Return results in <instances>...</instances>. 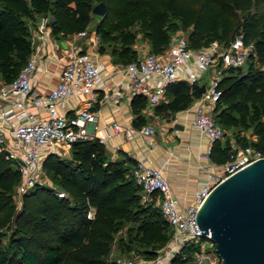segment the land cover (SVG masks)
Masks as SVG:
<instances>
[{
  "label": "trees",
  "instance_id": "trees-1",
  "mask_svg": "<svg viewBox=\"0 0 264 264\" xmlns=\"http://www.w3.org/2000/svg\"><path fill=\"white\" fill-rule=\"evenodd\" d=\"M93 0H0V81L12 80L31 52L30 18L50 12L52 33L72 34L92 21ZM106 12L95 28L106 36V25L117 30L120 41L111 53L126 63L137 58L132 46L141 36L152 52L164 50L171 30L187 29L189 45L201 47L211 40L227 41L238 32L253 42L246 69L223 68L221 94L213 113L224 129L209 157L228 161L233 153L226 128L250 129L254 137L236 134V142L264 149V0H104ZM104 51L103 46L99 47ZM255 59L261 65H255ZM172 98L154 106L168 115L185 108L201 93L200 84L176 79L166 88ZM147 102L143 94L132 96L133 124L145 121L141 114ZM124 159L109 158L96 138L72 142L71 156L49 152L43 157L44 171L67 193L58 196L47 184H36L22 194L16 206L15 187L19 171L13 160L0 152V264H108L116 233L127 250L134 244L150 258L172 237V227L159 207L140 198V185ZM93 208V215H87ZM124 229V230H123ZM9 230V246L3 236ZM200 241L185 242L171 257L172 264H201L192 260Z\"/></svg>",
  "mask_w": 264,
  "mask_h": 264
},
{
  "label": "built area",
  "instance_id": "built-area-1",
  "mask_svg": "<svg viewBox=\"0 0 264 264\" xmlns=\"http://www.w3.org/2000/svg\"><path fill=\"white\" fill-rule=\"evenodd\" d=\"M49 17H42L32 28L30 40L32 49L25 64L17 75L8 82L0 83V99L12 104V109L2 110L0 121V152L7 159L13 160L19 171V181L15 187L16 206L21 204L22 194L34 185L42 183L56 189L58 196H65L64 189H58L50 176L44 171L42 160L46 153L63 154L72 142L77 139L96 138L107 144L108 138L120 131L117 120L109 123V128L96 123V112L92 109L91 97L94 89L102 83L100 66L91 49L76 46L63 61L57 83L47 91L39 92L33 87L32 75L44 54L54 53V44L50 41L52 33L48 25ZM84 36L87 43L93 46L95 37L87 34V29L73 33ZM97 37V36H96ZM50 47L47 48V44ZM253 42H245L243 34L238 32L227 41L211 40L207 45L192 47L188 34L174 36L169 45L162 51H145L137 58L124 63V73L128 79L131 95L143 94L146 106L153 107L159 103L167 85L179 78V68L187 62L192 67L185 72L184 79L189 84L198 83L200 72L209 71L205 89L195 97L193 121L209 139L207 152L212 143L225 134L224 127L217 122L213 106L221 94L219 79L223 68L242 65L253 50ZM49 55V56H50ZM150 74L159 75L157 83L147 81ZM201 85V84H200ZM87 96L81 99L84 107L72 112L63 110V106L72 96ZM4 106V104H3ZM35 110L44 111L36 114ZM93 122V133L87 124ZM144 134L153 135L154 128L145 125L140 129ZM151 139V138H150ZM231 158L222 166L219 174L209 172V182L196 193L195 198L186 207L179 204L162 166L136 160L131 167L137 183L140 185L141 200L160 208L165 219L172 227V240L163 253L146 261L135 258H117L113 264H160L165 261L172 264L171 257L180 250L185 242L200 241L194 252V261L201 264H221V256L211 238V232H201L196 221V212L213 185L225 175L245 164L264 156V149L251 145L236 146ZM93 208L87 215H93ZM200 232V233H194ZM205 239L210 240L206 246Z\"/></svg>",
  "mask_w": 264,
  "mask_h": 264
},
{
  "label": "crops",
  "instance_id": "crops-1",
  "mask_svg": "<svg viewBox=\"0 0 264 264\" xmlns=\"http://www.w3.org/2000/svg\"><path fill=\"white\" fill-rule=\"evenodd\" d=\"M38 21L39 17L36 20L33 18V22L30 23V32ZM75 37L77 35L75 36L73 33L67 35L51 33L49 39L55 46V55L52 56L48 53L42 56L32 75L34 89L44 92L54 86L59 79L63 61L68 54L78 45L84 49L83 44L76 41ZM49 47L48 42L47 48ZM134 48L137 55H141L150 50V44L147 40L137 39L134 42ZM94 53L103 77L102 83L94 89L91 96L93 98L92 109L96 112V123L108 128L109 123L113 120H117L120 124V131L114 132L108 138L107 144L104 145L109 158H133L131 161H126L130 167L136 160L162 166L179 204L186 207L193 201L198 190L210 181L209 172L219 174L225 163H216L209 157L207 152L209 139L193 121L195 98L185 108L170 112L168 115L156 112L154 106L150 108L145 104L140 111L145 117V121L135 125L132 122L135 116L131 107L133 95L128 89V79L123 68L124 63L116 60L108 50ZM191 67V62L180 66L178 79H184L186 70ZM208 78L209 71H202L198 82L200 84L207 83ZM159 79V75L150 74L147 81L155 84ZM3 82L0 81V83ZM81 97L87 96L70 97L62 107L63 110L72 112L83 108L85 104ZM171 98L172 94L165 91L158 104ZM12 107V104H6L0 99V121L2 120V110H9ZM35 111L37 115L44 113L41 110ZM147 124L153 126V135L144 134L140 130ZM87 128L90 133H93V122H88ZM171 240L172 237L167 243L168 245ZM160 264L167 263L163 261Z\"/></svg>",
  "mask_w": 264,
  "mask_h": 264
},
{
  "label": "water",
  "instance_id": "water-1",
  "mask_svg": "<svg viewBox=\"0 0 264 264\" xmlns=\"http://www.w3.org/2000/svg\"><path fill=\"white\" fill-rule=\"evenodd\" d=\"M93 11L103 15L105 3L95 4ZM196 221L201 232H211L221 264H264V156L216 182Z\"/></svg>",
  "mask_w": 264,
  "mask_h": 264
},
{
  "label": "rangeland",
  "instance_id": "rangeland-1",
  "mask_svg": "<svg viewBox=\"0 0 264 264\" xmlns=\"http://www.w3.org/2000/svg\"><path fill=\"white\" fill-rule=\"evenodd\" d=\"M100 1H103L105 3L104 0H93L92 1V9H91V12H92V21H91V25H89L86 28L87 29V34L88 35L91 34V35H93L95 37V43H94V45L93 46H90L87 43V41H86V39H85L84 36L81 37V35H77V37H75V40L76 41H78L79 43H82L83 44L84 49H88V50L91 49L92 51L94 50L93 53L96 52V51H100L99 50V47L100 46H103L104 50H108L109 52L112 51V48H115V47L118 48L120 46V41L117 38V36H118L117 30L113 29L109 25H106L105 28H106V30H107L106 32H108V34L106 36H104V35H102V33L98 32L96 30V28H95V25L101 19L102 14L93 11V6L95 4H97V3H99ZM105 5H106V3H105ZM106 9H107V6H106ZM34 17H35V20H36L37 17H39V19H41L42 17H47V18L49 17V19H48L49 21L52 19V15H51L50 12L39 13V14H37ZM26 20L28 22L32 23V21L30 20V18H26ZM134 29L137 31V35H138V39L139 40L140 39L146 40V38H144L143 36H141L142 35L141 34V30L138 27V25L131 26V30H134ZM182 33H187V29H183L181 27H178V28H176L174 30H171V39L174 36H177V35L182 34ZM132 46L134 47V42H133V45ZM249 62H250V59H246V61L241 65V67L243 69H246V67H247V65H248ZM254 63H255V65H261L260 61H258L256 59H255V62ZM236 134H240V135H243L244 134L245 136H247L248 139L254 137V134L252 133L251 128L250 129H244V128H241V127H238V128H232V127L231 128H226V135L225 136L230 139L231 144H232V147H233V152L236 150L234 147H236V146H243L240 143L236 142V139H235ZM61 156L65 157V158H69L71 156V148H69V152L63 153V154H61ZM128 165H130V164L128 163ZM53 184L55 185L56 188L62 189L54 181H53ZM140 198H141V196H140ZM9 233H10V231L7 230L6 233H5V235L3 236V246H6V247L9 246ZM118 236H119V232L116 233L115 239H114V241L112 243V247H111L110 253L108 255V260H109V263L108 264H113L117 258L124 259V258L130 257V258H135L136 260H140L142 262L143 261H146L147 259L150 258V257H147L142 252V248L137 247L135 244L132 246V247H134V249H132V250H127L126 248H124L123 244L119 243ZM204 243H205L206 246H208V247L210 246V240L209 239H205ZM167 247H168V244L163 245L159 249L158 254L159 253H163L167 249ZM192 260L194 261V255L192 256Z\"/></svg>",
  "mask_w": 264,
  "mask_h": 264
}]
</instances>
